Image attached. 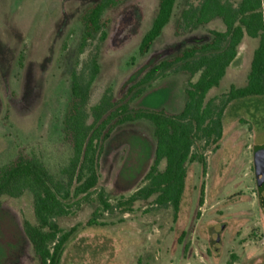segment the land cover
Segmentation results:
<instances>
[{
  "label": "rangeland",
  "instance_id": "rangeland-1",
  "mask_svg": "<svg viewBox=\"0 0 264 264\" xmlns=\"http://www.w3.org/2000/svg\"><path fill=\"white\" fill-rule=\"evenodd\" d=\"M91 1L0 0V163L20 148L36 153L51 169L64 162L69 149L59 129L70 70L80 66L96 46L100 71L92 85L91 102L107 87L121 96L150 66L185 46L206 41L211 29L223 28L219 20L178 28L187 2L178 0L150 51L140 55L138 44L156 14L158 0H121L104 13L106 38L90 40L79 53L78 16ZM257 44L258 38H242L207 100L215 98L221 105L232 85H245ZM22 48L24 62L18 70ZM190 78L184 71L159 74L131 104L177 113ZM221 122L218 147L203 152L205 172L197 161L187 164L175 215L171 206H158L149 198L135 202L131 211L102 213L97 220L103 225L88 226L86 221L97 206L92 194L59 218L65 229L77 225L59 264H264V191L258 189L253 168L255 146H264V96L225 102ZM154 147L148 121L114 129L100 158L98 184L111 203L144 184ZM30 201L26 193L2 198L0 264H38L22 232L23 219H32Z\"/></svg>",
  "mask_w": 264,
  "mask_h": 264
},
{
  "label": "trees",
  "instance_id": "trees-1",
  "mask_svg": "<svg viewBox=\"0 0 264 264\" xmlns=\"http://www.w3.org/2000/svg\"><path fill=\"white\" fill-rule=\"evenodd\" d=\"M120 1L93 0L83 7L78 16L79 53L90 40L97 38L101 42L106 38L108 21L104 13ZM177 1L158 0L156 14L139 41L138 54L150 51L170 22ZM213 20H219L223 28L211 29L209 39L185 46L174 56L156 62L121 96L117 97L112 88L107 87L91 102L92 85L100 71L96 46L80 66L75 65L70 70L59 129L69 149L64 162L51 169L36 153L20 148L10 159L0 163V205L5 196L19 197L24 193L30 196L32 219H23L22 232L38 264L60 263L63 249L77 225L65 229L59 224V218L70 214L72 208L92 194H96L97 206L86 221L88 226L103 225L97 220L102 213L115 209L122 213L131 211L135 202L149 198L158 206H171L175 215L187 164L197 161L205 172L203 152L210 146L218 147L224 103L264 96V0H187L177 27L190 29ZM245 35L258 38L245 85H232L221 105L215 98L207 100V93L220 83ZM24 51L22 48L17 57L18 70L23 67ZM169 71H184L191 77L179 112L131 104L143 95L157 75ZM138 120L148 121L153 127V159L143 178L144 184L129 196L111 203L98 188L104 145L116 127ZM202 199L203 189L200 203Z\"/></svg>",
  "mask_w": 264,
  "mask_h": 264
},
{
  "label": "water",
  "instance_id": "water-1",
  "mask_svg": "<svg viewBox=\"0 0 264 264\" xmlns=\"http://www.w3.org/2000/svg\"><path fill=\"white\" fill-rule=\"evenodd\" d=\"M253 168L259 191H264V146L256 147L253 151Z\"/></svg>",
  "mask_w": 264,
  "mask_h": 264
}]
</instances>
